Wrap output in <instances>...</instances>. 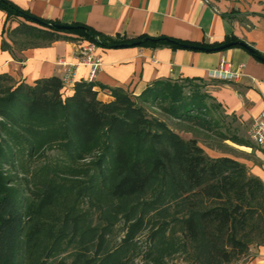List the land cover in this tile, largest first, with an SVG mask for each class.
Listing matches in <instances>:
<instances>
[{
    "label": "trees",
    "instance_id": "1",
    "mask_svg": "<svg viewBox=\"0 0 264 264\" xmlns=\"http://www.w3.org/2000/svg\"><path fill=\"white\" fill-rule=\"evenodd\" d=\"M0 10L19 21L6 30L12 44L2 41L12 54L62 39L244 47L236 36L211 44L108 36L11 0H0ZM206 86L161 78L138 96L102 86L112 97L103 100L94 81H76L69 92L56 75L29 83L0 72V264H233L264 245V180L236 157L210 156L149 111L254 148Z\"/></svg>",
    "mask_w": 264,
    "mask_h": 264
},
{
    "label": "crops",
    "instance_id": "2",
    "mask_svg": "<svg viewBox=\"0 0 264 264\" xmlns=\"http://www.w3.org/2000/svg\"><path fill=\"white\" fill-rule=\"evenodd\" d=\"M11 1L39 17L66 24L84 23L108 36L167 35L206 44L236 36L264 54V0ZM18 24V20L7 21L6 13L0 10V72H9L16 80L29 83L56 75L65 81L69 92L76 81H94L103 100L112 97L102 86L123 87L138 96L157 79L200 78L207 84V91L222 105L227 119L247 125V139L251 141L249 129L264 107V60L246 48L231 47L209 52L167 45L97 46L102 67L91 79L90 66L81 63L79 56L80 47L91 43L88 40L62 39L48 46L15 50V54L3 50L4 39L12 44L7 28ZM224 60L229 63L230 71L240 74L237 78L212 76ZM234 126L240 131L239 126ZM233 144L250 152L253 149ZM246 165L264 180L262 167L253 166V162ZM238 264H264V245L252 246Z\"/></svg>",
    "mask_w": 264,
    "mask_h": 264
},
{
    "label": "rangeland",
    "instance_id": "3",
    "mask_svg": "<svg viewBox=\"0 0 264 264\" xmlns=\"http://www.w3.org/2000/svg\"><path fill=\"white\" fill-rule=\"evenodd\" d=\"M149 111L151 114L156 115L161 119H164L175 131L181 134L184 138L186 139L193 137L197 138L199 144L205 149L206 153H208L210 156L216 157L222 155H231L238 158L245 164L248 163L249 165H251V163L253 162V166H260L264 170V151L261 150L257 145L254 144L255 147L250 152L249 149L235 146L232 141H222L203 132H199V133L188 132L184 129L183 126L184 124L178 122L169 115L165 114L158 107H150ZM227 121H232L234 125L239 126L240 135L244 136L245 138L248 137L247 134L248 127L246 124H242L240 121L235 122L231 120V118H228ZM247 167L251 171L250 168L252 167L250 166ZM233 264H238V262Z\"/></svg>",
    "mask_w": 264,
    "mask_h": 264
},
{
    "label": "built area",
    "instance_id": "4",
    "mask_svg": "<svg viewBox=\"0 0 264 264\" xmlns=\"http://www.w3.org/2000/svg\"><path fill=\"white\" fill-rule=\"evenodd\" d=\"M97 45L94 43H88L80 47L79 56L81 63L90 66V78L96 77L102 67V59L97 54ZM227 61H222L220 68L216 70L212 76L220 79H235L240 74L233 73L228 67ZM249 138L257 145L261 150L264 151V107L260 114L254 118L251 127L249 129Z\"/></svg>",
    "mask_w": 264,
    "mask_h": 264
},
{
    "label": "water",
    "instance_id": "5",
    "mask_svg": "<svg viewBox=\"0 0 264 264\" xmlns=\"http://www.w3.org/2000/svg\"><path fill=\"white\" fill-rule=\"evenodd\" d=\"M60 29H69L70 26H66V25H60L58 26ZM172 43H175V44H179V45H182V46H187V45H184V44H180L178 42H175V41H171ZM234 43H227V44H224V45H221V46H218V47H205V46H193V48L195 49H199V50H202V51H219V50H223L225 48H228L230 46H232ZM241 44L247 49L249 50L251 53H253L254 55H256L257 57H259L260 59L264 60V58L262 57V55H260L258 53V51L256 49H254L253 47H251L248 43H244V42H241Z\"/></svg>",
    "mask_w": 264,
    "mask_h": 264
}]
</instances>
